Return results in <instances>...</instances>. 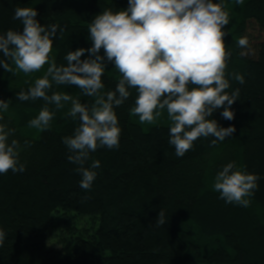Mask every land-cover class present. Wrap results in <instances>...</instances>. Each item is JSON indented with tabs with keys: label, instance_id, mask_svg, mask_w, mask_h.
I'll return each instance as SVG.
<instances>
[{
	"label": "trees",
	"instance_id": "trees-1",
	"mask_svg": "<svg viewBox=\"0 0 264 264\" xmlns=\"http://www.w3.org/2000/svg\"><path fill=\"white\" fill-rule=\"evenodd\" d=\"M213 2L222 3L229 14L226 91L239 88L240 93L232 105L233 120L220 116L223 109L210 118L222 127L235 126L236 132L215 146H210L214 137L199 138L177 157L168 143L166 110L156 123L141 124L131 113L137 92L130 89L129 99L115 109L119 148L90 154L100 161L90 190L79 187L77 165L67 160L62 143L79 125L78 118L67 115L71 102L60 109L48 104L54 116L49 129L41 131L28 124L46 102L16 99L43 77L48 65L14 76L0 67V100L9 104L0 122L14 129L9 142L20 143L25 165L23 173L0 174V229L6 232L0 264H264V0H245L243 6L235 0ZM127 6L128 0H0V35L22 31L21 21L13 19L17 7L35 8L42 26L56 23L64 29L53 40L51 56L58 66L66 65L69 51L91 47L87 29L96 15ZM240 38L248 40L246 48L237 45ZM86 58L87 52L81 59ZM233 73L242 74L245 83L239 84ZM119 79L108 63L100 94L114 90ZM53 92L89 106L96 99L74 85L53 82L48 94ZM26 140L30 146H24ZM229 162L260 177L248 207L226 203L212 188L215 175ZM161 209L166 223L157 226ZM54 239L63 248L52 245Z\"/></svg>",
	"mask_w": 264,
	"mask_h": 264
},
{
	"label": "clouds",
	"instance_id": "clouds-1",
	"mask_svg": "<svg viewBox=\"0 0 264 264\" xmlns=\"http://www.w3.org/2000/svg\"><path fill=\"white\" fill-rule=\"evenodd\" d=\"M243 6L245 0H235ZM38 12L31 7H17L14 20H20L22 31L7 30L0 35V67L13 76L39 72L48 65L43 77L34 81L26 92L20 91V101L42 99L45 106L28 126L47 130L57 109L71 102L67 113L79 120L73 135L62 138L69 155L67 160L77 165L79 187L90 190L100 161L91 159L98 148L118 149L121 136L115 109L130 97L135 89L134 107L131 113L139 117L141 124H154L166 110L170 121L168 143L175 148L177 157H183L193 149L199 138L214 137L210 146L224 141L235 132V126L222 127L211 119L213 113L223 109L220 116L234 119L232 105L239 97L240 89L226 91L230 84L225 78L230 52L226 50L224 31L229 24V14L222 3L213 0H128L126 9H104L88 23L91 47L69 51L66 65H57L51 56L53 40L64 29L56 23L42 26L36 19ZM237 45L248 46L246 38ZM103 49V55H101ZM88 58L81 59L85 53ZM10 61V63H9ZM111 63L120 75L115 89L100 94L104 88L102 77L106 65ZM14 65V68H13ZM241 85L242 74L233 73ZM51 78V79H50ZM56 85L76 86L86 96L96 97L89 106L73 96L48 91ZM9 104L0 100V112H7ZM3 121V116H0ZM14 129L0 122V174L11 171L23 173L20 162L21 145L16 139L9 142ZM24 146H30L26 140ZM91 160V163L88 162ZM257 174L229 162L217 172L212 188L226 203L248 207L258 188ZM86 199V197H85ZM166 223L161 209L156 218L157 226ZM6 232L0 229V247Z\"/></svg>",
	"mask_w": 264,
	"mask_h": 264
},
{
	"label": "rangeland",
	"instance_id": "rangeland-1",
	"mask_svg": "<svg viewBox=\"0 0 264 264\" xmlns=\"http://www.w3.org/2000/svg\"><path fill=\"white\" fill-rule=\"evenodd\" d=\"M52 245H55L56 247L58 248H63L62 245L60 243H58V241L56 239H54L52 242H51Z\"/></svg>",
	"mask_w": 264,
	"mask_h": 264
}]
</instances>
